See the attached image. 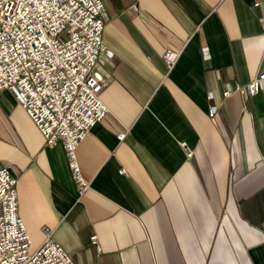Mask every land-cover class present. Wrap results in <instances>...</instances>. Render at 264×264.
Segmentation results:
<instances>
[{"label": "crops", "instance_id": "0c3cea01", "mask_svg": "<svg viewBox=\"0 0 264 264\" xmlns=\"http://www.w3.org/2000/svg\"><path fill=\"white\" fill-rule=\"evenodd\" d=\"M133 1L104 0L115 55L99 65L109 111L77 148L85 193L63 141L0 94V169L30 237L50 225L78 264H264V80L223 94L264 69V0Z\"/></svg>", "mask_w": 264, "mask_h": 264}, {"label": "built area", "instance_id": "2783aa9c", "mask_svg": "<svg viewBox=\"0 0 264 264\" xmlns=\"http://www.w3.org/2000/svg\"><path fill=\"white\" fill-rule=\"evenodd\" d=\"M137 2L131 3L134 10ZM105 10L104 0H0V94L8 89L17 96L46 143L63 141L80 194L91 183L83 175L78 145L109 111L102 99L108 82L99 70L115 55L104 42ZM180 52L163 51L167 71ZM262 80L264 69L245 85L228 84L223 94L253 96ZM216 109L212 105L208 110L213 122ZM126 134L122 130L117 136L122 140ZM181 146L190 157L193 150L185 141ZM17 185L10 166L1 167L0 264H78L50 225L42 227L44 240L33 243L18 211Z\"/></svg>", "mask_w": 264, "mask_h": 264}]
</instances>
